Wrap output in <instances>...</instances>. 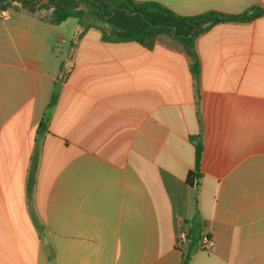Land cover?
Instances as JSON below:
<instances>
[{"label":"crops","instance_id":"0c3cea01","mask_svg":"<svg viewBox=\"0 0 264 264\" xmlns=\"http://www.w3.org/2000/svg\"><path fill=\"white\" fill-rule=\"evenodd\" d=\"M134 1L182 17L264 10V0ZM6 13L0 264H180L194 231L210 246L199 241L189 264H264V12L197 36V81L167 34L151 49L103 38L88 9L71 47L75 19L49 25L16 1Z\"/></svg>","mask_w":264,"mask_h":264},{"label":"trees","instance_id":"16d2710c","mask_svg":"<svg viewBox=\"0 0 264 264\" xmlns=\"http://www.w3.org/2000/svg\"><path fill=\"white\" fill-rule=\"evenodd\" d=\"M14 1L19 3L23 11L49 25L55 26L68 19H75L77 29L70 42L71 47L77 44L84 30L89 27V18L83 21L84 10L76 9L80 5L90 6V9L98 11L100 19L92 13L89 16L95 23L108 28L107 35L103 38L108 36L116 40L132 41L151 49L160 34L172 36L190 59V71L195 81L199 74L195 50L197 36L218 23L247 21L264 12L254 7L238 16L207 12L196 17H182L160 4L134 0H0V11L6 10ZM62 69L63 65L60 67V70ZM200 156L201 146L195 141V172L188 174V182L191 185H196L200 179ZM200 240L199 231L190 232L188 242L181 250L180 264H189Z\"/></svg>","mask_w":264,"mask_h":264},{"label":"built area","instance_id":"2783aa9c","mask_svg":"<svg viewBox=\"0 0 264 264\" xmlns=\"http://www.w3.org/2000/svg\"><path fill=\"white\" fill-rule=\"evenodd\" d=\"M6 10L0 11V18L5 19L7 17ZM178 242L179 244H184L187 242V236L184 232L178 234ZM210 246L206 237H202L200 240V250H206Z\"/></svg>","mask_w":264,"mask_h":264},{"label":"water","instance_id":"95a60500","mask_svg":"<svg viewBox=\"0 0 264 264\" xmlns=\"http://www.w3.org/2000/svg\"><path fill=\"white\" fill-rule=\"evenodd\" d=\"M77 10H84V14H83V21H85L87 19V11L88 9L98 18L100 19L101 16L99 15L98 11L96 10H92L90 9V6H88L87 8H85L84 6L80 5L76 8Z\"/></svg>","mask_w":264,"mask_h":264},{"label":"rangeland","instance_id":"374dc122","mask_svg":"<svg viewBox=\"0 0 264 264\" xmlns=\"http://www.w3.org/2000/svg\"><path fill=\"white\" fill-rule=\"evenodd\" d=\"M103 27L108 31V28L103 25Z\"/></svg>","mask_w":264,"mask_h":264}]
</instances>
